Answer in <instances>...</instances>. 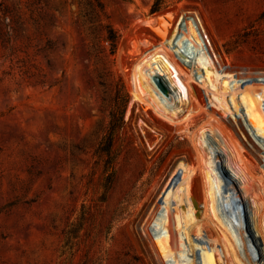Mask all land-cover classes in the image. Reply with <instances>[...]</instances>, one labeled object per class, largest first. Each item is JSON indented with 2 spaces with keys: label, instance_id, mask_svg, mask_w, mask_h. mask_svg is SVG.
Instances as JSON below:
<instances>
[{
  "label": "rangeland",
  "instance_id": "1",
  "mask_svg": "<svg viewBox=\"0 0 264 264\" xmlns=\"http://www.w3.org/2000/svg\"><path fill=\"white\" fill-rule=\"evenodd\" d=\"M155 1L0 0V264H170L156 240L168 233L180 248L174 217L165 225L150 214L165 190L180 189L182 161L198 168L194 191L205 201L207 150L198 140V148H163L164 132L133 105L140 78L132 70L154 39L170 38L183 21L184 42L192 44L188 30L194 27L220 66L231 64L240 76L264 72V0H164L153 12ZM202 87L227 126L206 133L226 139L222 168L233 174L231 158L240 169L234 177L248 193L247 235L259 258L264 129L254 136L246 121L219 111ZM237 138L246 165L233 146ZM219 211L225 215L222 203ZM217 228L205 233L214 239ZM200 250L206 254L207 247ZM215 255L216 264H225Z\"/></svg>",
  "mask_w": 264,
  "mask_h": 264
},
{
  "label": "bare ground",
  "instance_id": "2",
  "mask_svg": "<svg viewBox=\"0 0 264 264\" xmlns=\"http://www.w3.org/2000/svg\"><path fill=\"white\" fill-rule=\"evenodd\" d=\"M194 23L196 25L195 21ZM183 26V21H181L174 28L171 37L146 51L136 61L132 70V75L138 83L140 78L139 86L136 84V97L133 105L138 104L137 114H141L147 121L156 124L157 128L164 132L165 135L159 140L161 145L165 142L163 148H198L196 146L198 140L201 142V148L207 150L206 161L209 168H205L207 169L205 201L200 202L201 199L198 200L194 191V180L199 174L198 168L194 166L190 168L182 161L180 166L184 172L182 173L183 178L178 181V184L180 183V189H177L179 192L171 189L165 190L150 214V218L157 217L165 225L172 224V217H174V228L180 232V248H174L175 243L174 245L171 243L169 233L156 237L157 243L166 257L165 260H168L170 264H200V261H203V264H216L215 252L217 251L220 254L219 258L225 264H234L231 259L232 255L241 264H264V255L258 258V252L248 239L247 232H249L250 225L245 223L244 217L248 209L246 207L248 206V203L246 204L248 193L241 191L240 186L243 187V185L234 177L236 174L240 176V169L232 163L231 158L227 163L233 167L231 168L233 174L222 168V165L226 166V160L222 158L220 148L226 139L221 136L216 141V137L214 139L206 133V129L210 127L224 129L227 126L218 115V111L210 109L209 104L207 105L202 87L206 85L214 96L217 103L214 100L212 103L219 108V111L232 112L238 123L241 120L246 121L251 133L255 136L256 130L264 129V72L258 71L252 75L240 76L238 70H233L230 63L227 66L224 64L220 66L208 55L203 38L194 27L191 26V30H188L192 44L186 43V40L184 42L179 35ZM160 67L164 72L160 70ZM148 81L152 83V91H150ZM178 90L184 93L182 97L178 95ZM154 109L166 115L168 119L170 118L172 124H163L154 114ZM131 113H133L132 109ZM175 125L177 130H174ZM168 134L169 139L166 136ZM178 134H181L182 140L177 141L175 145H170V141ZM135 135L143 141L138 129ZM233 146L237 148L241 163L246 165L244 152L242 153V148H244L242 141L237 138ZM176 181L173 179L171 185ZM235 192L242 194L243 197L239 199L237 195H234ZM175 198L180 202L177 205H174ZM221 203L225 215L219 211ZM162 206L166 209L165 213L159 211ZM253 214V217H256V212ZM212 227H218L216 231L214 230L215 232L213 231L216 235L214 239L205 233L207 228L212 229ZM202 246L207 247L206 254L200 250Z\"/></svg>",
  "mask_w": 264,
  "mask_h": 264
},
{
  "label": "trees",
  "instance_id": "3",
  "mask_svg": "<svg viewBox=\"0 0 264 264\" xmlns=\"http://www.w3.org/2000/svg\"><path fill=\"white\" fill-rule=\"evenodd\" d=\"M163 3H164V0H156L154 2V6L152 8V11L153 12L158 11L163 6ZM160 41H161V39L156 38L153 40L152 45L158 44Z\"/></svg>",
  "mask_w": 264,
  "mask_h": 264
}]
</instances>
